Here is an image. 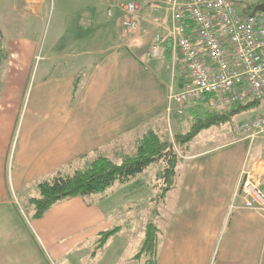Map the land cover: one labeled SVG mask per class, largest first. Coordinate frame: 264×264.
<instances>
[{
  "label": "crops",
  "instance_id": "0c3cea01",
  "mask_svg": "<svg viewBox=\"0 0 264 264\" xmlns=\"http://www.w3.org/2000/svg\"><path fill=\"white\" fill-rule=\"evenodd\" d=\"M58 1L71 7L66 21L85 17L94 26L99 9L105 12L108 40L81 48L89 31L76 34L67 25L52 29L42 44L44 0H18L0 15V264H146L135 256L151 221L158 229L157 264H264V212L243 208L236 195L244 172L264 187V160L251 156L255 141L242 136L199 140L215 126L184 146L161 209H152L143 223L128 227L121 217L134 207L122 200L125 190H117V223L97 195L60 201L33 218L30 200L39 197L40 183L72 175L98 156L125 154L132 145L136 150L150 131L171 130L178 110L169 88L177 92L187 82L176 49L170 57L146 55L155 35H166L171 26L163 6L148 9L159 0H138L143 19L131 34L120 30L117 17L107 16L115 0H95L87 14L77 8L84 0ZM115 228L101 246L100 233Z\"/></svg>",
  "mask_w": 264,
  "mask_h": 264
},
{
  "label": "built area",
  "instance_id": "2783aa9c",
  "mask_svg": "<svg viewBox=\"0 0 264 264\" xmlns=\"http://www.w3.org/2000/svg\"><path fill=\"white\" fill-rule=\"evenodd\" d=\"M161 1L171 16V26L166 35H155L146 55L162 57L166 40L180 55L187 82L177 92L169 88L170 102L205 101L211 111L219 113L253 100L264 105V14L243 15L232 0ZM154 5L152 9L160 8ZM120 12L124 32L136 30V5L127 2ZM107 16H113L112 10ZM239 129L250 143L264 139V113ZM236 195L243 208L264 212V191L248 172L242 174Z\"/></svg>",
  "mask_w": 264,
  "mask_h": 264
},
{
  "label": "rangeland",
  "instance_id": "374dc122",
  "mask_svg": "<svg viewBox=\"0 0 264 264\" xmlns=\"http://www.w3.org/2000/svg\"><path fill=\"white\" fill-rule=\"evenodd\" d=\"M84 1L87 4H85V2H82V1L77 2V4L79 3L77 5L78 12L82 13L86 11V14H87V11H89V8H91V13H92L93 12L92 6L95 0H84ZM232 1L235 3L236 8L238 11H240V13L242 9L246 8L247 6L263 3L261 2V0H232ZM131 2H133L136 5V8H137L136 18H137V24L139 26V22L142 21L143 18L141 17L140 12H139L140 8H139V4L137 3L138 0H132ZM3 3H4V0H0V15L3 12L7 15L8 11L10 9H13V7L18 3V0H5V5L2 6ZM122 3H124L123 0L122 1L115 0V5L113 7L110 6L107 9V11L112 10L113 12L112 17H117L116 21H117V25L120 26V30L125 31L122 28V25H119L121 23V20L119 23V17L115 14L118 11H121L122 5H123ZM60 4L61 2H59L58 0H44L43 2L42 12L40 14V23H41V30H42V44H45L47 42L52 29L64 30V29H68L67 28V25H68L70 27L69 29H72V31H75L76 34L89 31L90 41L88 40L87 43H83L79 45V47L87 48V46L88 47L103 46L104 40L105 41L108 40L107 35H106V33L108 32L106 23L109 21L105 15V12H101V9H99L98 14L100 15L97 16L95 22H93L94 26H92L91 24H89L90 22H87L85 20V17L80 23H79V20L66 21L67 17L70 16L71 11L69 9H71V7L65 5L64 2H62L61 5ZM154 4L153 6L155 7L156 5ZM148 9L150 12L155 11L154 9H152V4L148 5ZM118 15L120 14L118 13ZM112 17H109V18H112ZM1 18L2 17H0V19ZM68 22L70 24H67ZM138 26L136 27V30L128 31L127 33L129 34L135 33L139 28ZM1 28H2V22L0 20V31H1ZM105 30L107 32H105ZM105 35L106 37L104 39ZM93 39L97 40V42H95L96 44H93L94 43ZM85 40L86 39H83V42ZM1 46L3 47V44ZM0 50H3V49L0 48ZM1 52L2 54H4L3 53L4 51H0V55H1ZM4 74H5V70L0 68V78H2ZM189 104L190 103L173 105V107H175L178 110V112L175 111L176 112L175 115L177 116L172 117L170 121L171 123L170 127L172 131L170 129L169 131L168 129L167 130L165 129L163 130V132L157 133L158 135H160V138L162 140L169 141L174 145V148L176 149L178 155H180L181 152L184 151L186 144L182 146L176 145L174 136L189 132L193 124L196 122V120L198 118H202L205 112H214V111H211L206 106V104H203L204 106H200L198 108L190 107ZM243 105H246V102ZM262 113H264L263 103L256 107L241 110L240 112L234 114L227 123L215 127L213 129L214 131H212L210 136L205 135L201 137L199 140L206 141L208 139H212V140H216L217 142H227L232 139H236L237 136H242L239 126L242 123L250 120L251 118L257 117ZM196 140L194 141L192 145H188L187 147L189 146L193 147L194 144H196L195 142H197ZM254 141L255 142L252 143L253 146H252L251 153H250L251 156L257 154V156H259L260 158L264 160V139L256 138ZM133 148L134 146L132 145L127 150H125V154L124 153H120L118 155L113 154L108 159L116 164H119L122 161V157L124 155L134 156L136 154V150H134ZM90 161H93V160H90ZM87 165L88 163H86V165L83 166L82 169H84ZM161 169H162L161 163L157 162V163L151 164L148 168H146V170L142 174L137 175L135 179L129 181L126 184L114 185V187L105 190L103 193L97 194L96 198H103L102 207L104 208L105 211L112 212L111 213L113 216L112 218L117 223V219L119 216L118 212L120 208V199H121V194L117 192V190H120V191L125 190L127 197L126 199H122V200H124L125 203H132V206L134 207L129 212L122 213L121 217L123 216L125 219H127L128 227H130V222L133 223L134 225L135 224L134 221L138 222L141 220L143 223L144 221L143 219H145L147 215H152L151 213L152 209H155V208H158L159 210L161 209V200H155V198L157 197L156 191H158V193L160 192L159 188L155 189L157 188L156 187V184H157L156 176L158 175ZM137 183H138V187L137 188L133 187ZM151 197L154 198L153 202H151L152 201ZM142 203L144 204V207H141ZM27 213H30V212L28 211ZM154 217H155V222H156L157 216L154 215ZM130 236L134 237V233L127 235L125 239H128ZM115 240H117V237Z\"/></svg>",
  "mask_w": 264,
  "mask_h": 264
},
{
  "label": "trees",
  "instance_id": "16d2710c",
  "mask_svg": "<svg viewBox=\"0 0 264 264\" xmlns=\"http://www.w3.org/2000/svg\"><path fill=\"white\" fill-rule=\"evenodd\" d=\"M131 1L123 0L125 4ZM158 4H160V8L164 7L161 0ZM255 6L247 7L250 11ZM118 12L120 15L117 16L121 20L123 13ZM190 27L192 28V26ZM171 51V41L166 40L163 55L170 57ZM203 102L206 104L205 101ZM259 105L258 101L253 100L246 105H235L225 112H205L202 118L196 120L189 132L174 136L175 144L181 146L188 144L200 131L225 124L241 110ZM178 161L179 155L174 145L169 141L162 140L158 134L150 131L138 141L136 154L134 156L124 155L119 164L106 157L99 156L84 169L75 171L72 175H61L59 173L53 178L40 183L38 185L39 197L30 200V204L34 208L33 218H42L53 205L60 201L97 195L114 185L126 184L137 175L142 174L151 164L157 162L162 163V169L157 177L156 187L159 188L160 192L155 200H162L164 194L172 186ZM262 190L264 191V187ZM118 230L119 228H115L100 233L99 244L101 243L102 246ZM144 233L143 244L135 258L144 257L146 264H157L158 229L155 223L148 222L144 228Z\"/></svg>",
  "mask_w": 264,
  "mask_h": 264
},
{
  "label": "water",
  "instance_id": "95a60500",
  "mask_svg": "<svg viewBox=\"0 0 264 264\" xmlns=\"http://www.w3.org/2000/svg\"><path fill=\"white\" fill-rule=\"evenodd\" d=\"M242 14L246 16H255L257 13L264 14V3L257 4L252 10L249 11L248 7L242 9Z\"/></svg>",
  "mask_w": 264,
  "mask_h": 264
}]
</instances>
